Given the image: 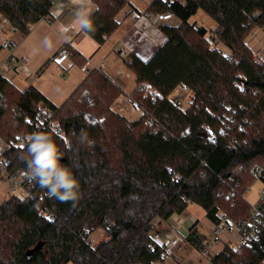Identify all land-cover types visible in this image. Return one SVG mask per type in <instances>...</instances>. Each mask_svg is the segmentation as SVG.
Listing matches in <instances>:
<instances>
[{"label":"trees","instance_id":"1","mask_svg":"<svg viewBox=\"0 0 264 264\" xmlns=\"http://www.w3.org/2000/svg\"><path fill=\"white\" fill-rule=\"evenodd\" d=\"M91 1L93 30L83 32L102 46L119 32L117 16L130 2ZM55 3L0 0V23L9 21L6 33L27 36L51 15ZM199 10L215 21L211 33L230 51L229 61L212 47L206 28L189 23ZM146 12L171 13L180 23L161 26L167 41L149 58L123 60L136 83L130 98L139 102L141 115L135 120L112 109L124 90L104 70H91L61 105L35 86L20 90L0 77V136L50 134L63 153L61 163L80 185L74 202H61L32 181V196L5 199L0 264H156L166 259L152 241L156 220L183 214L192 203L212 223L222 212L231 225L249 219L251 204L244 194L255 181L264 184V62L255 58L246 38L264 26V0H153ZM65 46L74 63L87 64L70 44ZM143 84L153 93L146 96ZM182 85L195 95L186 110L170 100ZM44 106L64 137L48 127L38 129L36 117ZM149 117L152 125L146 124ZM210 132L216 141L208 139ZM83 133L92 146L81 143ZM7 156L10 172H27V147ZM195 225L185 242L202 252L206 236ZM99 229L108 238L94 245L90 238ZM263 261L264 229L258 242L236 253L223 248L212 259L213 264Z\"/></svg>","mask_w":264,"mask_h":264},{"label":"built area","instance_id":"2","mask_svg":"<svg viewBox=\"0 0 264 264\" xmlns=\"http://www.w3.org/2000/svg\"><path fill=\"white\" fill-rule=\"evenodd\" d=\"M57 1V0H56ZM153 1V0H152ZM161 1H177L184 3L185 0H161ZM121 13L124 19H128L130 27L126 33L112 41L111 37L107 39V42L112 43V51L118 55L121 59H126L130 55H136L142 58L151 56L158 48L162 47L166 41L167 36L161 29V26L171 22L174 17L171 13H148L139 12L129 6L122 9ZM51 15L43 20L48 24H52ZM10 27L8 20L3 19L0 23V36L2 40L0 42V51H4L5 55L0 58V77L9 79L10 76H18L22 79H30L33 77V71L30 66V62L27 58L20 56L17 53L16 46L6 37V29ZM71 27L65 28L67 33H70ZM213 48H220L221 53L225 56V59L229 61L231 59V53L225 47H221L218 38L211 32L206 36ZM106 42V43H107ZM147 50H150L149 52ZM60 58L71 59L70 53L67 51L66 46H63L59 53ZM93 66V67H92ZM88 60L87 64L81 67V71L89 73L91 70H103L105 63L102 61L99 64L92 65ZM92 67V68H90ZM147 96L149 93H153V90L146 84L141 86ZM192 93V94H190ZM189 94V95H188ZM194 93L186 86L182 85L176 89L174 94L170 96V100L180 109H188L194 101ZM157 101V95H153V102ZM117 109L119 114L123 115L129 111H135L140 109L139 102L127 98V102L118 104ZM235 112V111H234ZM36 120L38 122V129L50 128L61 137H64V133L61 132V128L57 121L54 120V113L48 106L41 108ZM153 118L149 117L146 120L147 125L153 124ZM222 134L225 131H221ZM31 134L20 135L16 139L5 140L0 136V179H5L8 182V193L10 195H17V191L20 190L24 195H31V184L27 178L25 170H19L16 172H10L11 159L7 156L12 150H21L28 145V136ZM208 139L210 141H216V134L209 133ZM170 171H172L170 169ZM8 196V197H9ZM250 217L247 221L239 224L231 225L228 222V215L224 212L220 213V221L218 223H212L210 235L206 237L203 243L202 253L204 255L211 256L208 264H213L212 259L215 255H211L210 247L213 243L223 242L222 237H226L227 241L223 242L224 248H229L232 252L236 253L243 246H249L261 239V233L264 229V189L260 191L257 201L251 204ZM152 241L163 248L164 256L170 257L174 254L176 249L184 242V237L179 233L177 228L173 227L170 231L154 232L152 234ZM90 241L93 243L92 239ZM156 264H161L160 262Z\"/></svg>","mask_w":264,"mask_h":264},{"label":"crops","instance_id":"3","mask_svg":"<svg viewBox=\"0 0 264 264\" xmlns=\"http://www.w3.org/2000/svg\"><path fill=\"white\" fill-rule=\"evenodd\" d=\"M128 6L139 12H145L149 5L144 11H140L133 4ZM80 8L87 9L91 15L96 6L92 1L90 4H81L74 2V0H57L51 11L52 24H48L45 20L40 21L35 24L31 32L20 41L22 44L26 45V48L21 49L16 47L17 53L29 60L34 75L27 80L14 75L10 76L11 82L17 88L25 90L29 86H35L55 104L61 105L57 101L62 98H64V100L61 103H64L87 76L81 77L75 73L74 61L72 62L71 59L59 57V53L63 46L70 44L90 62H94L93 60H96L98 56H100L99 61L107 63L108 67L106 68L107 70H105V68L103 69L104 72L124 90V95H122L119 100H122L126 95H130L132 89L128 93L125 92V84L127 83L128 77L125 75V70L127 69L123 63L124 59H121L112 51L111 43L126 33L130 27L129 20L124 18L121 20L119 16H117V21L121 23L119 32L117 35L111 37V42L109 41L101 46L81 30L76 16ZM44 23L48 25L49 28H46V25H42ZM67 27H71L70 33L65 31ZM13 34L17 33H10L9 36L11 37ZM45 37L50 38L51 47H45L43 43ZM147 51L149 52L150 50ZM4 55L5 52L0 51V58ZM146 58H149V56ZM59 69H63L64 73L59 72ZM57 72H59L60 77L65 76V78L63 80L57 79ZM130 78L134 79L133 74L132 77L130 75ZM190 209H199L206 215V212L200 206L192 203L183 214H175L168 221L156 220L154 222L155 231L166 233L175 227L184 237V242L181 246L176 249L172 256L167 257L164 262H161V264H193L191 262L192 258H194L193 253L200 252L185 242L189 229L195 224L199 232L207 237V235L201 231L199 218L188 212ZM211 226L212 222H210V230ZM262 264H264V261Z\"/></svg>","mask_w":264,"mask_h":264},{"label":"rangeland","instance_id":"4","mask_svg":"<svg viewBox=\"0 0 264 264\" xmlns=\"http://www.w3.org/2000/svg\"><path fill=\"white\" fill-rule=\"evenodd\" d=\"M152 0H129L130 4L135 5L140 11H144L146 10L147 6L150 4ZM119 18L122 20L124 18L123 14L120 13ZM174 20V19H173ZM171 21L172 23L178 25L180 23L179 20H174ZM189 23L191 24H195L197 26H201L204 27L208 30V32H212V30L215 29L216 23L215 21L208 16L203 10H199L196 15H194L193 17H191V19L189 20ZM42 25H46L45 23ZM46 28H49L48 25L45 26ZM6 37H10V33H5ZM54 36V35H53ZM26 36L17 33V34H13L10 37V40L13 42V44L21 49L26 48L25 44H22L20 41L25 38ZM2 40V37L0 36V42ZM246 43L247 45L251 48V50L253 51L255 58L260 61V62H264V26L263 27H255L251 33L247 36L246 38ZM221 47H223L221 45ZM51 57V56H50ZM100 60V56H98V58L96 60H93L94 62H91V66L92 65H96L101 63L102 61ZM69 61V60H68ZM73 62V61H72ZM73 64L75 65L74 67V71L75 73H77V75L85 76L88 73L82 72L81 71V67H79L77 64H75L73 62ZM93 67V66H92ZM90 67V68H92ZM107 63L105 62V70H107ZM59 72L64 73L63 69H59ZM59 72H57V79H61L63 80L65 78V76L60 77L59 76ZM65 75V74H64ZM125 75L127 78V83L125 84V92L128 93L131 89L132 91L135 89L136 87V83L135 80L133 78H130V75L132 77V73L128 70H125ZM134 76V75H133ZM9 80L11 81V78H9ZM131 94V93H130ZM192 94V93H190ZM124 95V94H123ZM189 95V94H188ZM121 97V96H120ZM119 97V98H120ZM130 97V95H126L122 98V100H119V98L113 103L112 105V109L117 113L118 109H117V105L122 104L127 102V98ZM132 99V98H131ZM64 100V98L59 99V101H57L59 104H62L61 102ZM119 114V113H118ZM121 115V114H120ZM141 115V111L139 109L135 110V111H129L127 113H124L122 116L126 117L128 120H135L137 119L139 116ZM264 189V184L260 181L257 180L255 181L252 186L248 189V191L244 194V197L247 199V201L250 204H254L257 201L258 195L260 193L261 190ZM17 195L19 196H24V193L20 190L17 191ZM9 196L8 193V182L5 179H0V204L7 199ZM194 215L197 216V218H199L200 223H201V231L206 234L207 236L210 235V221L208 220V218L206 217V215L201 212V210L199 209H190V211H188ZM108 238V233L105 230L99 229L96 232L92 233L91 235V239L93 241V244L96 245L99 242L106 240ZM223 238V242L227 241V238L224 236ZM223 242H219V243H213L210 247L211 250V255H216L218 254L223 248H224V244ZM193 257L191 262L193 264H207L210 259L211 256L208 255H204L202 252H194L193 253ZM72 264V263H69Z\"/></svg>","mask_w":264,"mask_h":264},{"label":"clouds","instance_id":"5","mask_svg":"<svg viewBox=\"0 0 264 264\" xmlns=\"http://www.w3.org/2000/svg\"><path fill=\"white\" fill-rule=\"evenodd\" d=\"M76 3H91V0H74ZM77 20L83 31L93 30V21L85 8L78 9ZM45 47H51V40L45 37ZM81 143L89 147L93 141L86 133L81 135ZM27 156L23 157L27 165V178L47 190L51 197L61 202H74L79 195V182L72 170L61 163L63 153L52 136L45 132H34L28 136Z\"/></svg>","mask_w":264,"mask_h":264},{"label":"water","instance_id":"6","mask_svg":"<svg viewBox=\"0 0 264 264\" xmlns=\"http://www.w3.org/2000/svg\"><path fill=\"white\" fill-rule=\"evenodd\" d=\"M201 138L202 139H205L206 138V135L204 133H201Z\"/></svg>","mask_w":264,"mask_h":264}]
</instances>
